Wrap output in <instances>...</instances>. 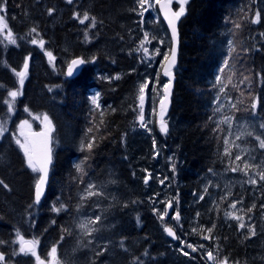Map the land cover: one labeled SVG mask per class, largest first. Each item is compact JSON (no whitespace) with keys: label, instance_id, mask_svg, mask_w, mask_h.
I'll list each match as a JSON object with an SVG mask.
<instances>
[{"label":"trees","instance_id":"trees-1","mask_svg":"<svg viewBox=\"0 0 264 264\" xmlns=\"http://www.w3.org/2000/svg\"><path fill=\"white\" fill-rule=\"evenodd\" d=\"M131 3L0 0L8 24L18 37L16 45H6L0 39V118L9 112L8 91L18 87L12 68L19 70L25 58L31 57L22 94L16 99V113L10 128L0 137V180L8 185H0V241H4L0 251L6 255L4 264H35L34 256L19 252L17 230L39 241L38 255L43 259L57 245L62 264L196 261L175 252L176 243L167 237L145 198L147 190L128 151V136L137 119L133 106L137 71L132 66L136 57L130 50L129 36ZM50 8L54 9L51 15ZM85 11L96 18L95 27L81 24L73 16ZM257 11L261 18L254 23ZM33 27L39 35L30 33ZM179 32L178 70L170 107L174 122L168 142L179 157L175 174L181 232L190 241L202 240L215 247L232 262L264 264V232L251 235L249 227L255 230L264 225V181L259 180L258 186L245 183L246 189L236 185L224 196L222 189H214L210 178L231 162V156L224 152L223 135L230 130L228 124L222 123L225 117L232 118V128L240 120H247L264 138V130L259 128L264 123V0H189ZM32 36L45 41V48L55 56V64L48 60L44 49L30 43ZM230 40L235 47L231 56ZM77 56L87 62L77 77L69 79L66 66ZM225 59L229 65L220 72ZM218 75L220 82L216 81ZM97 92L100 108L91 103ZM217 97L218 102H214ZM241 100L244 106L256 101L255 115L252 107L243 110ZM234 104L239 110L232 107ZM25 109L46 113L54 126L50 182L38 204L35 184L40 173L27 165L15 140L18 123L27 115ZM35 129L40 126L36 124ZM92 137L96 138L93 148L82 147V142L86 145ZM254 142L257 159H264V149H259L255 139ZM82 161L83 174L75 168ZM89 183L96 185L93 191L102 195L81 200L87 196ZM234 198L245 207L243 229L239 220L226 218L228 204ZM61 203L68 208L54 212L53 205L59 207ZM77 204L81 205L79 210ZM95 216L101 220L88 223ZM82 221L95 229L91 235L79 228ZM213 225L209 234L206 229ZM208 235L212 239L205 241Z\"/></svg>","mask_w":264,"mask_h":264},{"label":"rangeland","instance_id":"rangeland-1","mask_svg":"<svg viewBox=\"0 0 264 264\" xmlns=\"http://www.w3.org/2000/svg\"><path fill=\"white\" fill-rule=\"evenodd\" d=\"M73 1L76 0H72V2ZM188 1L189 0H187V2L184 5L185 11ZM131 2L132 3L130 7V12H132V15H131V27H130L129 36L131 37L132 40L130 50L134 53L136 57V60L134 61V64L132 66L134 68V71H137L136 80H135L136 96L134 97L135 100L133 104L134 109L137 111V119L135 124L131 128L130 136H128L129 137V141L127 142L128 151L130 152L133 164L136 170L138 171V178L142 181L145 189L147 190L148 195H146L145 198H147L148 202L153 207V210H155L154 212L159 218L161 225L163 226L164 229L166 226H173L178 233L180 239L177 242H173L176 243V245H174L175 252L178 255L185 256L183 255L181 249L183 248L184 251H188L190 255L186 257L196 260L195 263L193 261L189 262L190 264H213L212 261L206 259L205 253L208 249L213 250L214 255H217L218 259L220 260H222L225 256L220 255L219 251H217L215 247L207 245L202 240L190 241L188 238H185L186 234L184 235L180 229V226L182 225L181 212H180L181 202L179 199L180 194L178 189V177L175 174L176 166L177 163L179 162V157H178V153L175 151V149H173L169 145L168 142L171 138L170 137L171 124H173L174 122V117L170 114V107L172 104V100L169 105V108L166 109V111L164 112V119L167 121L168 124V132L162 133L160 131V117L162 111L161 100L164 96L163 90H164V85L166 84V78L164 77V72L162 67L163 64L165 63L164 55L167 54L169 56L171 53L172 39L170 36V32L166 27V24L162 19L160 12L158 11L156 0H149V4H151L152 7L149 8V10L144 13L143 23L141 22V15H140L142 9L139 7L137 0H131ZM173 3H176V11H179L181 0H173ZM145 7H148V5H145ZM83 13L84 12L80 14L82 15ZM0 15L4 16L5 18L4 22L8 25V28H10L5 11L4 10L0 11ZM90 23L91 21H85V23L83 24H90ZM7 31L8 29H4L2 32H0V39L6 45H13L10 44L5 39ZM145 31L149 33V39L151 40V43L145 44V47L149 49L148 56H145L142 50L140 52L136 51V49L140 46V41L144 38ZM14 37L17 39L18 42V37L15 34ZM33 37L39 40L37 36H32L31 38L29 37V40H31ZM152 37H155V39H152ZM161 41H163V43H161ZM41 49H44L45 53L47 51H50L49 49H46L45 46L44 48ZM157 49H159V54L156 53ZM48 60L50 61L49 57ZM50 62L52 64H55V59L51 60ZM22 67L19 70H21ZM28 74H29V69H28ZM27 77L25 78V80L27 79ZM17 79H18V87L15 89H19L22 92L23 87L22 89L20 88L19 78L17 77ZM145 80L149 82V87L148 89H146V101L144 104V114H145L144 123L147 125V127L142 128L140 127V122L138 120V115H139L138 93H139V85L143 83ZM8 100H10V97H8ZM241 103L243 105L244 111H248L252 107L249 105L244 106L243 100H241ZM253 103H256V101L253 100L251 104ZM16 110H17V105L15 101L13 105V111L8 112V115L5 118H0V122H3L4 126L7 129L10 128V121L13 115L16 113ZM44 114L46 113H36V112L27 111L26 117L20 120V122L18 123L15 140L20 139L21 142L27 143L31 152L32 150L28 141V134L31 131L35 130L36 124L40 126V129L47 130V122L44 120ZM22 121H27V123L21 124ZM254 130H256V128H253V125L251 123H248L247 120L246 121L240 120L238 125H236L233 128L231 127V129L227 132L226 136H225L226 133L223 135L224 141L225 140L229 141V143L225 145V147H230V153H231L230 166L225 167L221 173H217L216 175H213L210 178L212 183L215 184V186H213L214 189L216 188H218L217 190L222 189L223 193L225 194L224 196H228L227 192L233 191L236 185H239L244 189L247 188L245 183L252 186L253 184L249 183V180L251 178L257 179L258 182L255 184V186L261 185L257 173L259 171L264 170V159L262 158L257 159V156L255 155V150H256V143L254 142L255 138L246 135L247 132H252L253 136L258 135V133ZM241 133H245V135L242 136L240 139H236V137L240 136ZM237 144L239 145V147L235 146ZM20 149L24 153L21 147ZM245 149H247V151H244ZM237 154L241 155L244 160H247V162L250 165H252V168L249 169L250 175H246L245 173L240 171L238 172L230 171V167L235 166V164H239L241 168H243L244 166L243 161H236L235 163H233L234 158ZM173 165L175 166L174 169H173ZM145 177H150L147 184L144 183ZM161 181H163V183H161ZM242 199H245V197L243 196ZM169 201H172V207L169 209L168 214L165 215L163 219H161V213L164 212L165 208L168 206ZM234 201H239V200L236 198L230 200L228 204V208L226 210V214L235 212L237 216H242L245 213V207L239 201V203H237L236 208L234 209L231 208L230 205ZM177 208L180 212V220L178 222L173 219ZM262 213L264 214V204H263ZM226 218L230 219L231 217L226 215ZM242 218H243V222H245L247 219L246 214H244ZM262 220L264 221V215H262ZM254 231L264 232V225L259 227V229L256 228ZM20 234L23 235L21 232ZM24 238L25 240L36 239L35 237H25V236ZM208 240L210 239H207L205 241ZM18 243L20 248V242L18 241ZM187 244H191L197 247V251L193 252L191 249L187 248ZM201 245H203L202 248L200 247ZM214 246L216 245L214 244ZM36 251L38 254V245ZM199 255H201L202 257H200ZM43 260H45L47 264V261L50 260V257L44 258ZM228 261L231 263H236L230 261L229 259ZM35 264H36V260H35Z\"/></svg>","mask_w":264,"mask_h":264},{"label":"snow or ice","instance_id":"snow-or-ice-1","mask_svg":"<svg viewBox=\"0 0 264 264\" xmlns=\"http://www.w3.org/2000/svg\"><path fill=\"white\" fill-rule=\"evenodd\" d=\"M187 2V0H181L180 3V8L179 11L176 12H172L171 15H169V10H165V18L168 21V25L171 28V32H172V39L174 41V43L177 41V27H176V22L180 19L181 16H183L185 14V3ZM4 3H6V0H4ZM68 3H72V0H68ZM137 3L139 5V7L142 9V11L140 12L141 15V22L143 23V15L145 12H147L149 10V8L152 7L151 4H149V0H137ZM157 4L161 3V0H156ZM167 3L170 4L171 0H167ZM145 5H148V7H145ZM162 8H164V5H161ZM5 10L3 7H0V11ZM54 11V9H48L49 14L51 15L52 12ZM73 16L77 19H79V22L81 24L85 23V21H91L90 26L91 27H95L96 26V18L94 16L90 17V14L85 11L82 15L80 13H73ZM261 18V13L259 11H257L255 13V18L253 20L254 23H257L260 21ZM5 18L3 15H0V32H2L4 29H8L7 34L5 36V39L10 43L15 45L17 43V39L14 37V34L12 32V30L10 28H8V25L4 22ZM237 28L240 27L239 24L235 25ZM30 33H36L37 35H39V33L37 32V28L33 27L30 30ZM84 37L85 40L88 41L89 40V34L87 31H85L84 33ZM152 39H155V37H152ZM30 43L33 45H39L41 48H44L45 46V41L43 39H39L37 40L35 37H33L30 40ZM146 43H151V40L149 39V33L147 31L144 32V38L140 41V46L136 49L137 52H140L141 50L143 51V53L145 54V56L149 55V49L147 47H145ZM161 43H163V41H161ZM228 44L230 45L229 47V55L231 56V53H233L235 51V47L233 46V42L230 40L228 41ZM156 53L159 54V49L156 50ZM46 55L49 57L50 61L54 60L55 57L53 56V53L51 51H47ZM31 59V57H26L23 63V67L21 70L17 71V69L12 68V71L15 73V75L19 78V85L20 88L22 89L23 85H24V81L25 78L27 77L28 74V69H29V60ZM96 57H92V60H95ZM164 60L168 61V65L165 68L164 71V75L171 77L172 76V67L175 66L176 63V48L173 47L171 49V60H169V56L167 54L164 55ZM87 61L84 58H74L71 60L69 66H68V75L71 76L73 74V70L76 69L78 66L85 64ZM229 65V60L225 59L222 63V67L219 69L220 72H223L224 69L226 67H228ZM116 79H119V76L115 77ZM245 79H247V77H245ZM221 77L218 75L216 77V81L220 82ZM243 82V81H241ZM171 84H172V80L169 79V82L167 84L164 85V91H165V96L164 98L161 100V117H160V131L162 133H167L168 132V124L167 121L164 119V112L166 111L167 105L165 103V101L168 99V96L170 95V91H171ZM149 87V82L147 80H145L143 83H141L139 85V93H138V100H139V115H138V120L140 122V127L145 128L147 127V125L144 123L145 121V114H144V104L146 101V89H148ZM221 92L224 91L223 88L220 89ZM22 94V92L19 89H14V90H10L8 91L7 95L8 97H10V100L6 101L7 107H8V111L11 112L13 111V105L14 102L16 101L17 97L20 96ZM99 98H100V93L97 92L95 93L92 97H91V103L93 105L96 106V108H100V102H99ZM218 97H217V101L214 102H218ZM233 108H236L237 110H239L237 105H232ZM257 107L256 103L252 104V115H255V109ZM27 111V109H25ZM215 111H220L219 108H216ZM103 114V113H101ZM209 119H211V117H209ZM44 120L47 122V133L46 135L50 138L51 133L54 131V128L52 126V122L49 119V117L47 116V114H44ZM232 118L230 117H225L224 120L222 121V123H226L228 124L229 129H231L232 127ZM27 121H22L21 124H26ZM219 126V125H218ZM259 128L264 130V123H260L259 124ZM8 129L4 126L3 122H0V137H2L4 135L5 132H7ZM88 132L91 133L92 129L89 128ZM245 133H241L240 136H237L236 139H240L242 136H244ZM247 136H252L253 133L252 132H247L246 133ZM95 137H92L91 139H89L86 143V145L82 142V147H85L88 150H91L95 144ZM255 140L258 142V147L259 149H264V138H262L261 135H256L255 136ZM16 143L23 149L24 151V155L26 157V162L27 165L34 171V172H39L41 175L38 179V181L35 184V203H39L41 200L42 195L44 194V190H45V185L48 182V176H49V165H51L52 163V157H51V149L49 148L46 152L45 158L42 161H36L33 158V154L30 151L27 143L25 142H21L20 139L16 140ZM225 145H227L229 143L228 140L224 141ZM236 147H239V145H235ZM244 151H247V149H245ZM224 152L226 155H231L229 148L225 147ZM236 161H243V168L240 167L239 164H235V166L230 167V171L232 172H243L246 175H250L249 173V169L252 168V165H250L247 160H244L242 158L241 155L237 154L234 158L233 163H235ZM75 168L77 170V172L83 174L84 169H83V161L81 163H77L75 165ZM175 168V166L173 165V169ZM209 171L211 172V169H209ZM258 178L260 181H264V170L259 171L257 173ZM150 177H145L144 183L147 184L148 180ZM257 179L256 178H251L249 180V183L255 185L257 183ZM161 183H163V181H161ZM0 185H3L5 188L8 187L7 184L4 183V181L0 180ZM96 188V185L89 183L87 185V188L85 189V192L87 194L86 197L82 196L81 200H84L85 198H91L93 196H98V195H102L101 192L99 191H93V189ZM207 189H205L206 191ZM204 197L201 196L200 199H203ZM237 203H239V201H234L230 207L231 208H236ZM81 207L80 204H77V209L79 210ZM172 207V201L168 202V206L165 208L164 212L161 213V219H163V217L165 215L168 214V210L169 208ZM252 207H255V205H253ZM68 208L67 204L61 203L59 205V207L53 205V211L54 212H61L62 210H66ZM155 211V210H154ZM249 211H251V209H249ZM200 214L197 213V216H199ZM226 215L230 216L233 219L239 220L240 224L239 227L241 229H243L245 227V224L243 222V218L240 216H237L235 214V212H231V213H227ZM174 220H176L177 222L180 220V212L177 208L175 216L173 217ZM101 220L100 216H95L94 220L89 221L88 223L91 224H96ZM251 229V235H255V231L254 228H251V226H249ZM79 228L81 229V231L85 234V235H91L95 229L94 228H89L88 224L85 222H81L79 224ZM213 228H215V225H213L212 227H209L206 229V231L211 234L213 231ZM68 230L65 229V232H67ZM164 231L171 237L179 239V237L176 236L175 231L173 230V228L171 227H165ZM193 232H197L196 228L192 229ZM17 241L20 242V248H19V252L23 253V254H31L32 256L35 257L36 260V264H46V261L41 259L40 255L37 254L36 248L37 245L39 244V241L36 239L33 240H25L24 236L20 234L19 230H17ZM205 239H212L211 235L205 236ZM61 239H63V237H61ZM0 243H4V241H0ZM183 243V242H182ZM201 248L203 247V245L200 246ZM187 248L191 249L193 252L197 251V247L191 245V244H187ZM183 255L185 256H189L190 253L188 251H184V249H181ZM100 253H97V255H99ZM48 257H50V260L47 261V264H62L61 260L58 259V246L57 245H53L51 247V250L48 252ZM206 259L209 261H212L213 264H228V257L225 256L222 260L218 259L217 255H214L213 250L208 249L205 253ZM6 261V255L4 252L0 251V264H4V262ZM236 264H239V262L237 261Z\"/></svg>","mask_w":264,"mask_h":264},{"label":"water","instance_id":"water-1","mask_svg":"<svg viewBox=\"0 0 264 264\" xmlns=\"http://www.w3.org/2000/svg\"><path fill=\"white\" fill-rule=\"evenodd\" d=\"M161 5H164L165 7L162 8ZM158 7H159L160 15H161L162 19L164 20V22L166 23V26H167V28H168V30L170 32V36H171V39H172L171 28L169 27L168 21L165 18V10H169V15H171L172 12H176V11L172 7L171 3L170 4L167 3V0H161V3L158 4ZM180 19H181V17H180ZM180 19L176 22V27H177V41L174 43V41L172 39V44H171V49L173 47L176 48V63H175V66L172 67V69H171L172 76L171 77L165 76L167 78V80H168L167 83L169 82V79L172 80L170 95L168 96V99L165 101V103L167 105V108L166 109L169 108V105H170L171 100H172V93H173L174 84H175V80H176V71H177V68H178V58H179V50H180V32H179ZM77 57L83 58L82 56H77ZM77 57H74V58H77ZM71 60L69 61V63L66 66V69H65L66 77L69 78V79H72V78L77 77L81 73V71L83 70L84 65H85V64H83V65L78 66L76 69L73 70V74L71 76H69L67 73H68V66H69ZM169 60H171V53L169 55ZM167 65H168V61L165 62L163 71H165V68L167 67ZM163 95L165 96V91L164 90H163ZM164 96H163V98H164ZM46 133H47V130H44V129H35V130L31 131L28 134V141H29V144L31 146V150H32V154H33L34 160H36V161H42L45 158V155H46L47 150L49 148L51 149L52 163H51V165H49L48 182L45 185L44 194L42 195L41 199L44 197V195H45V193L47 191V188H48V185H49V182H50L51 167H52V164H53V138H52V133L50 135V138L46 135ZM166 227L173 228V230L176 233V236L179 237L178 236V233H177V231H176V229L174 227H172V226H166ZM166 235L172 241H178V239L169 236L167 233H166ZM228 264H236V263H231V262L228 261Z\"/></svg>","mask_w":264,"mask_h":264},{"label":"flooded vegetation","instance_id":"flooded-vegetation-1","mask_svg":"<svg viewBox=\"0 0 264 264\" xmlns=\"http://www.w3.org/2000/svg\"><path fill=\"white\" fill-rule=\"evenodd\" d=\"M171 5L174 9H176V3H173V0H171ZM157 8H158V11H159V7H158V4H157ZM166 62V61H165ZM165 64V63H164ZM164 64H163V67L164 68ZM164 72V71H163Z\"/></svg>","mask_w":264,"mask_h":264},{"label":"bare ground","instance_id":"bare-ground-1","mask_svg":"<svg viewBox=\"0 0 264 264\" xmlns=\"http://www.w3.org/2000/svg\"><path fill=\"white\" fill-rule=\"evenodd\" d=\"M133 8H134V7H133ZM180 20H181V19H180ZM137 83H138V82H137ZM135 86H136V85H135ZM137 87H138V86H137ZM169 239H170V238H169ZM179 239H180V238H179ZM179 239H178V240H179ZM170 240H171V239H170ZM171 241H172V240H171ZM172 242H177V241H172Z\"/></svg>","mask_w":264,"mask_h":264}]
</instances>
